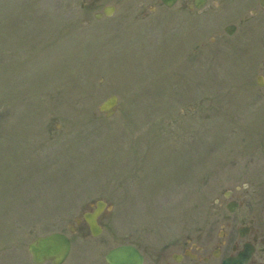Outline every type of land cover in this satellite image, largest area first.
Wrapping results in <instances>:
<instances>
[{
    "label": "rangeland",
    "instance_id": "1",
    "mask_svg": "<svg viewBox=\"0 0 264 264\" xmlns=\"http://www.w3.org/2000/svg\"><path fill=\"white\" fill-rule=\"evenodd\" d=\"M214 1L222 6L223 0ZM108 4L116 8L113 16L96 18ZM160 5V0H0V264H35L28 251L35 237L56 229L69 233L80 202L111 198L113 167L106 159L126 158L133 146L115 142L121 133L147 127L146 133L162 134L170 148L183 146L173 140L177 131L183 138L195 133L192 150L196 146L205 154L201 135L213 142L214 154L225 157V35L208 31L207 39L217 41L197 53L192 44L205 27H219L218 19L225 25V6L203 25L200 16ZM112 94L119 97L118 110L106 117L99 105ZM216 119L221 124L214 125ZM166 161L179 170L176 157ZM114 170L123 169L114 165ZM167 176L141 186L148 209L126 193L133 199L121 210L120 238L131 239L146 224L168 230L178 220L190 200L154 198L172 188ZM108 227L91 236L99 247L91 254H106L114 245ZM78 239L65 264L81 256Z\"/></svg>",
    "mask_w": 264,
    "mask_h": 264
},
{
    "label": "flooded vegetation",
    "instance_id": "2",
    "mask_svg": "<svg viewBox=\"0 0 264 264\" xmlns=\"http://www.w3.org/2000/svg\"><path fill=\"white\" fill-rule=\"evenodd\" d=\"M221 3L222 6L207 0L204 7L197 8L193 0H177L171 7L160 6L200 16L198 22L203 25L209 24V15L225 6V25L221 27L218 19L219 27L215 24L205 27L201 36L204 44L200 46L207 45L209 34L206 33L210 30L225 35V111H222L225 158H209L211 150L201 135L199 141L205 144V154L199 155L196 146L192 150L191 139L198 142L195 133L183 138L177 131L173 140L183 146L173 148L162 134L157 136L156 144H150L146 131L121 133L122 138L115 142L129 141L133 146L126 158L117 154L116 158L106 159V164L113 167L110 172L114 180L109 190L112 193H107L112 200L88 198L80 202L78 216L67 226L72 246L79 238L82 247L78 249L81 256L77 254L80 261L73 259V263L102 264L103 259L107 264V254H91L99 247L95 237H91V225L85 218L89 213L92 219L99 210L98 225L102 232L110 226V239L115 240L108 251L120 245L134 246L142 255L141 264H264V0H223ZM190 23L192 29L197 27L196 21ZM210 38L214 43L216 39ZM197 43L198 40L192 42L195 53L199 49ZM182 65L187 66L183 62ZM193 123L195 126L188 128L191 131L196 130ZM201 130L207 131V128ZM175 157L179 160V170H174L166 161ZM114 165L123 170L117 174ZM164 173L168 174L165 182L173 189L169 195L189 199V205L168 230L162 224L156 230L146 224L130 234L131 239L120 238L117 224L127 199L130 202L135 197L142 199L140 186ZM114 183L122 185L117 189ZM117 239L120 241L116 242Z\"/></svg>",
    "mask_w": 264,
    "mask_h": 264
},
{
    "label": "water",
    "instance_id": "3",
    "mask_svg": "<svg viewBox=\"0 0 264 264\" xmlns=\"http://www.w3.org/2000/svg\"><path fill=\"white\" fill-rule=\"evenodd\" d=\"M166 3L172 5L175 0H165ZM198 6L204 4V0H195ZM107 13H111L112 8H105ZM117 103V98L112 96L108 98L101 105V110L106 111L107 115L110 116L115 111V105ZM95 216V215H94ZM96 217V216H95ZM90 223L96 234L99 233V229L96 228V221L94 219H89ZM29 250L32 255L33 261L36 264H42L47 261H51L54 264H61L67 257L70 250L69 239L66 238L65 234L60 232H53L43 236H39L29 245ZM139 253L134 252V249L130 246L116 247L112 250L107 257L110 264H138L141 256ZM138 260V261H137ZM137 261V263H136Z\"/></svg>",
    "mask_w": 264,
    "mask_h": 264
},
{
    "label": "bare ground",
    "instance_id": "4",
    "mask_svg": "<svg viewBox=\"0 0 264 264\" xmlns=\"http://www.w3.org/2000/svg\"><path fill=\"white\" fill-rule=\"evenodd\" d=\"M95 17L96 18H102V16H99V15H96ZM65 236H66V238L69 239V242L72 243V239L70 238V236L69 235H65Z\"/></svg>",
    "mask_w": 264,
    "mask_h": 264
}]
</instances>
